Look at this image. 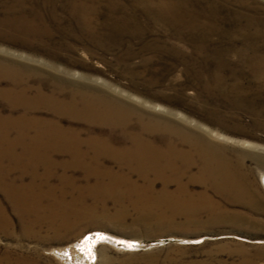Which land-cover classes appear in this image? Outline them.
I'll return each instance as SVG.
<instances>
[{
    "label": "rangeland",
    "instance_id": "obj_1",
    "mask_svg": "<svg viewBox=\"0 0 264 264\" xmlns=\"http://www.w3.org/2000/svg\"><path fill=\"white\" fill-rule=\"evenodd\" d=\"M22 1L30 9L44 8L45 14L48 11L47 25L52 33L29 39L32 48L0 41L2 48L16 54L12 58L47 75H54L55 70L76 74V80H72L75 84L95 83L103 93L122 97L128 106L146 116L179 121V115H183L225 136L259 146L220 141L209 135L212 142L225 147L221 149L223 157L254 193L251 199L236 201L186 177L192 192H207L216 207L214 213L165 209L149 212L140 209V200L113 198L103 213L76 222L72 229L57 230L43 224L34 228V235L25 236L20 218L0 187V201L14 224L11 234L0 233V263L10 254L20 258L17 264H264V125L259 124L264 123V113L260 112L264 109V77L257 80L254 72L257 59L264 58V2L173 0L177 5L173 10L187 12L193 20L173 22L171 26L155 17H145L130 0H124L116 13L123 12L128 4L131 14L141 17L147 32H126L121 38L109 25L105 28L108 37L97 43L79 32L80 23L70 3ZM107 2L91 1L99 10V21L109 24L117 18L108 14ZM135 23L132 20L128 30L133 31ZM98 30L104 31V26H98ZM81 62L87 64L82 66ZM205 65L211 69L222 65L219 75L229 83L242 77L243 98L250 102L236 103L230 91L222 94L214 87V76L205 73L198 78L195 74ZM81 74H88L94 81L82 80ZM200 80L213 87L208 88ZM260 89L263 95L258 97ZM256 99L261 101L254 103L259 101ZM4 103L0 101L1 108ZM224 119L227 124L249 127V132H233L208 121ZM158 140L163 143V138ZM61 171L53 179L54 184ZM198 172L197 166L191 170L192 174ZM30 180L25 179V184ZM157 188L161 189L160 183ZM176 188V184L171 185V189ZM89 237L93 240L87 242Z\"/></svg>",
    "mask_w": 264,
    "mask_h": 264
},
{
    "label": "bare ground",
    "instance_id": "obj_2",
    "mask_svg": "<svg viewBox=\"0 0 264 264\" xmlns=\"http://www.w3.org/2000/svg\"><path fill=\"white\" fill-rule=\"evenodd\" d=\"M64 1L70 3L80 23L79 32L86 34L90 42H103L110 34L105 32L109 25L120 37L126 32H147L141 17L131 14L128 4L123 12L116 13L124 0H107L108 14L117 18L109 24L99 21V10L92 0ZM130 1L145 17H155L171 26L173 22L193 20L189 13L173 10L177 7L173 0ZM44 2L48 5L50 0ZM25 5L22 0H0V41L32 48L29 39L52 33L47 25L48 11L45 14L44 8L30 9ZM134 19L136 27L128 30ZM101 25L104 31L98 30ZM13 55L16 54L0 45V101L5 102L0 107V187L20 218L21 233L25 236L32 235L34 228L43 224L57 230L71 228L84 218L103 213L108 200L113 198L140 200V209L149 212L165 209L214 213L216 207L207 192H192L186 177L236 201L253 196L250 187L242 183L237 171L223 157L221 149L225 147L212 142L210 136L253 148L259 145L225 136L201 122L186 120L183 115H179L180 122L146 116L128 106L122 97L103 93L95 83L75 84L72 80H76V74L55 70L54 75H47L12 58ZM256 63L255 78L260 80L264 77V58ZM221 67L211 69L205 65L195 75L214 76V87L222 94L230 91L236 103L250 102L243 98L242 77L229 83L219 75ZM80 78L94 81L88 74H81ZM200 81L208 88L213 87ZM262 95L260 89L258 97ZM260 112L264 113V109ZM208 121L233 132L248 133L250 129L238 123L227 124L226 119ZM259 124L264 125L260 121ZM158 138H163V143ZM195 166L199 172L192 174ZM59 169L60 179L54 184ZM30 177V183L25 184ZM158 183L161 189L157 188ZM172 184L177 185L175 190L171 189ZM3 204L0 201V233L11 234L14 224ZM19 260L6 254L0 264H17Z\"/></svg>",
    "mask_w": 264,
    "mask_h": 264
},
{
    "label": "water",
    "instance_id": "obj_3",
    "mask_svg": "<svg viewBox=\"0 0 264 264\" xmlns=\"http://www.w3.org/2000/svg\"><path fill=\"white\" fill-rule=\"evenodd\" d=\"M261 1H263V2H264V0H261Z\"/></svg>",
    "mask_w": 264,
    "mask_h": 264
}]
</instances>
